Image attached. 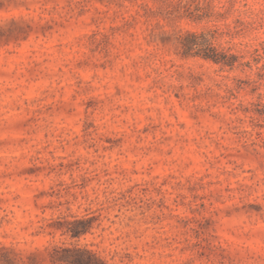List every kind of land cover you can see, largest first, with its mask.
Returning <instances> with one entry per match:
<instances>
[{
    "label": "rangeland",
    "instance_id": "rangeland-1",
    "mask_svg": "<svg viewBox=\"0 0 264 264\" xmlns=\"http://www.w3.org/2000/svg\"><path fill=\"white\" fill-rule=\"evenodd\" d=\"M0 264H264V0H0Z\"/></svg>",
    "mask_w": 264,
    "mask_h": 264
},
{
    "label": "trees",
    "instance_id": "trees-1",
    "mask_svg": "<svg viewBox=\"0 0 264 264\" xmlns=\"http://www.w3.org/2000/svg\"><path fill=\"white\" fill-rule=\"evenodd\" d=\"M195 44V42H182V46H183V52L185 55H189L190 50L193 48V45ZM210 52L205 51L202 56L205 58H210L212 59L214 62L217 63H222L223 65H227L230 68H232L234 66V62H235V58L234 56H225L224 54H219L218 52H216L213 48L209 49Z\"/></svg>",
    "mask_w": 264,
    "mask_h": 264
}]
</instances>
